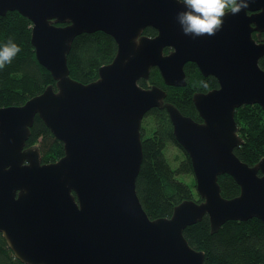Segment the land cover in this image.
<instances>
[{"label": "water", "instance_id": "95a60500", "mask_svg": "<svg viewBox=\"0 0 264 264\" xmlns=\"http://www.w3.org/2000/svg\"><path fill=\"white\" fill-rule=\"evenodd\" d=\"M178 0H0V15L18 11L33 23L32 45L52 74L49 85L20 106L0 107V233L24 264H206L185 229L209 217L217 233L230 220L264 221V157L250 165L236 110L264 109V0L224 17L214 36L193 38L176 21ZM152 27L155 36L144 33ZM103 31L117 43L111 63L90 83L72 78L68 55L82 33ZM166 48H171L165 53ZM195 63L219 87L197 92V121L166 101L167 91L143 87L157 67L168 86L187 85ZM166 109L189 155L200 201L185 199L169 217L152 219L139 198L142 122ZM39 116L64 144L57 162L43 163L27 147ZM231 175L240 194L226 198L219 176Z\"/></svg>", "mask_w": 264, "mask_h": 264}, {"label": "trees", "instance_id": "16d2710c", "mask_svg": "<svg viewBox=\"0 0 264 264\" xmlns=\"http://www.w3.org/2000/svg\"><path fill=\"white\" fill-rule=\"evenodd\" d=\"M33 23L18 11L0 15V44L14 40L21 48L20 53L0 70V107L20 106L42 93L49 85H56L50 71L42 66L32 45ZM144 33L155 36L157 30L148 27ZM257 41L264 40V34L254 33ZM171 48H166L169 53ZM117 53L115 39L103 32L82 33L77 36L68 55L72 78L90 83L99 77V68L111 63ZM264 68V57L260 59ZM187 85L168 86L157 67L152 68L148 80L142 79L143 87L158 85L167 91L166 101L174 103L183 114L202 121L193 96L197 92H208L219 87L216 77L204 76L198 66L189 62L185 65ZM151 117L154 130L149 133L144 120ZM239 134L244 143L235 149L241 160L250 165L264 157V109L259 104H246L236 110ZM143 162L137 179V192L152 219L169 217L174 207L185 199L200 201L196 186L192 187L179 179L180 175H194L192 162L187 152L174 135L173 124L166 109L153 108L142 122ZM170 145L179 146L185 157L173 167L166 150ZM27 147L37 146L43 163L57 162L64 156V144L36 116L31 128ZM221 193L226 198L240 194V186L229 174L219 176ZM190 245L205 253L206 264H264V221L251 218L247 221H227L217 233L211 232L210 220L205 216L196 224L185 229ZM0 264H24L18 260L0 233Z\"/></svg>", "mask_w": 264, "mask_h": 264}, {"label": "clouds", "instance_id": "9594fccd", "mask_svg": "<svg viewBox=\"0 0 264 264\" xmlns=\"http://www.w3.org/2000/svg\"><path fill=\"white\" fill-rule=\"evenodd\" d=\"M182 10L176 21L184 35L197 38L214 36L224 24V17L237 15L249 7V0H178ZM20 46L11 38L0 44V70L12 63L20 53Z\"/></svg>", "mask_w": 264, "mask_h": 264}, {"label": "rangeland", "instance_id": "374dc122", "mask_svg": "<svg viewBox=\"0 0 264 264\" xmlns=\"http://www.w3.org/2000/svg\"><path fill=\"white\" fill-rule=\"evenodd\" d=\"M144 126L146 127L147 131L149 133H152L154 130V123L151 117H147L144 120ZM166 154L170 162L172 163L173 167H177L180 161L185 157V153L182 151V149L179 146L176 145H170L168 149L166 150ZM179 179L185 181L190 186L194 187L196 186V179L195 176L192 175H180ZM197 190H195L196 192Z\"/></svg>", "mask_w": 264, "mask_h": 264}]
</instances>
